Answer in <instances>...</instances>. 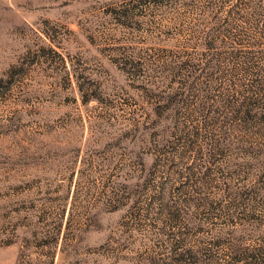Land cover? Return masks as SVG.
I'll return each instance as SVG.
<instances>
[{"label":"rangeland","instance_id":"rangeland-1","mask_svg":"<svg viewBox=\"0 0 264 264\" xmlns=\"http://www.w3.org/2000/svg\"><path fill=\"white\" fill-rule=\"evenodd\" d=\"M0 264H264V0H0Z\"/></svg>","mask_w":264,"mask_h":264}]
</instances>
